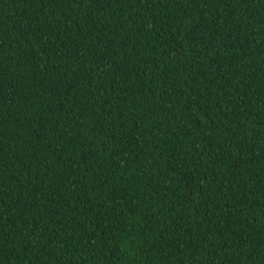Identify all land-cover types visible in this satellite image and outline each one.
I'll return each mask as SVG.
<instances>
[{
  "label": "trees",
  "instance_id": "obj_1",
  "mask_svg": "<svg viewBox=\"0 0 264 264\" xmlns=\"http://www.w3.org/2000/svg\"><path fill=\"white\" fill-rule=\"evenodd\" d=\"M0 264H264V0H0Z\"/></svg>",
  "mask_w": 264,
  "mask_h": 264
}]
</instances>
